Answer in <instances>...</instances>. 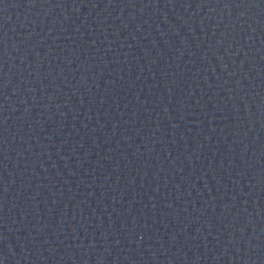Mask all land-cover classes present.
Instances as JSON below:
<instances>
[{
    "label": "water",
    "instance_id": "1",
    "mask_svg": "<svg viewBox=\"0 0 264 264\" xmlns=\"http://www.w3.org/2000/svg\"><path fill=\"white\" fill-rule=\"evenodd\" d=\"M0 264H264V0H0Z\"/></svg>",
    "mask_w": 264,
    "mask_h": 264
}]
</instances>
